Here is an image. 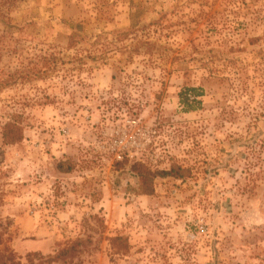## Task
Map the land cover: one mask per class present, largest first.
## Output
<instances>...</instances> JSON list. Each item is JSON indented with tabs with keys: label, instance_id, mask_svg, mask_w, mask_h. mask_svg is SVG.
<instances>
[{
	"label": "rangeland",
	"instance_id": "1",
	"mask_svg": "<svg viewBox=\"0 0 264 264\" xmlns=\"http://www.w3.org/2000/svg\"><path fill=\"white\" fill-rule=\"evenodd\" d=\"M0 250L264 264V0H0Z\"/></svg>",
	"mask_w": 264,
	"mask_h": 264
},
{
	"label": "trees",
	"instance_id": "2",
	"mask_svg": "<svg viewBox=\"0 0 264 264\" xmlns=\"http://www.w3.org/2000/svg\"><path fill=\"white\" fill-rule=\"evenodd\" d=\"M22 116L19 113H14L11 115V118L7 120L1 130V135L3 142L5 144H15L20 142L24 138V125L22 122ZM63 162L58 164V167L61 171H70L72 166L64 167ZM132 168L136 171L140 177V193L141 194H152L154 193V179L156 176H174L176 178H182L185 175V169L181 166L173 164L169 170L162 171H153L146 165L135 162L132 165ZM112 239V242L118 245H122L123 248H127L128 240L125 236H115ZM62 252H64L62 250ZM38 255L37 253L29 254V257ZM55 261V257H48L46 263L50 264ZM9 262V263H8ZM0 264H18L14 259L13 254L9 252L5 254L0 250Z\"/></svg>",
	"mask_w": 264,
	"mask_h": 264
}]
</instances>
